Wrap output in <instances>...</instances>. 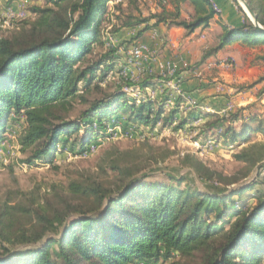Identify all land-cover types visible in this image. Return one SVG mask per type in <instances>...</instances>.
Wrapping results in <instances>:
<instances>
[{"label":"trees","instance_id":"16d2710c","mask_svg":"<svg viewBox=\"0 0 264 264\" xmlns=\"http://www.w3.org/2000/svg\"><path fill=\"white\" fill-rule=\"evenodd\" d=\"M36 1L44 5L32 8L30 22L16 26L11 35L0 34V148L19 119L24 128L18 143L29 165L52 164L57 148L68 142H72L68 152L80 155L120 120L125 128L163 123L178 130L201 119L204 132L221 131L218 136L232 144L264 135L256 116L241 115L246 107L239 108L240 114L232 110L221 114L213 107L202 112L193 105L187 108L188 98L180 95L171 107L169 96L137 103L123 91L134 83L122 76L111 93L87 98L91 90L99 89L97 84L122 70L117 50L106 47L107 35L139 27L135 40L161 23L193 33L216 15L211 0H152L157 12L126 20L116 13L124 3L136 5L139 0ZM245 1L264 27V0ZM232 2L243 13L237 1ZM222 30L216 45L206 48L201 59L186 68L188 72L227 45L264 46V31L245 13L241 26ZM159 79L148 78L138 86L141 91L155 89ZM262 81L264 77L255 84ZM76 104L82 107L71 117ZM241 120L239 132L224 127ZM185 159L183 165L192 167L199 179L215 182L194 156ZM110 169L123 177L114 190L79 182L69 185L74 196L89 203L74 216L46 206L33 210L1 204L0 264H158L175 255L195 254H201L202 264H264V190L256 188L258 183L200 192L188 184L181 187L184 178H170L168 183L130 180L127 167ZM20 216L34 218V224L27 229Z\"/></svg>","mask_w":264,"mask_h":264},{"label":"rangeland","instance_id":"374dc122","mask_svg":"<svg viewBox=\"0 0 264 264\" xmlns=\"http://www.w3.org/2000/svg\"><path fill=\"white\" fill-rule=\"evenodd\" d=\"M11 5L13 2L0 0V18L6 7ZM43 5L41 1L30 0L27 3L26 18L13 22L14 25L10 27H0V34L7 36L17 32L16 26L21 28L25 26L26 22L33 19L32 8ZM155 7L152 0H139L136 5L124 3L121 11L116 14L122 20H126L127 16L147 17L157 12V7ZM110 18L113 22V17ZM126 34L122 35L123 39L119 37L120 42H117L112 35V48L117 50V55L121 58H125L128 49L137 43L133 38L128 37L130 35ZM197 37L199 36L197 35ZM197 37L195 39H198ZM202 42V46L208 43L209 47L216 45V40H211V42L202 40ZM148 56L154 60L156 54L149 49ZM221 56L208 59L192 72H188L186 68L195 64L196 61L193 63H189L187 60L179 62L178 59L172 61L173 69L170 74L159 71L160 62L157 61H143L141 71L132 66H126V68L130 78L137 79L136 83L155 76L171 80V84L179 89V95L190 98L191 104L202 112H209L211 110L208 108L213 107L219 109L221 114L231 110L239 113V108L246 107L247 109L241 115L256 116L261 122V126H264V92L262 91L264 81L255 84L261 77H264V55L259 49L251 54L243 55L246 58L251 57L249 64H247V59H244L237 66L246 75L243 82H235L234 78H229V80L220 77L221 73L232 74L236 66L229 56L222 57L228 58L229 66H220L218 62ZM122 63L123 61H120V64ZM191 73L193 74L189 78L188 74ZM191 78L201 81V83L188 85L187 81ZM118 83L119 76L112 73L108 79L97 84L99 89L91 90L87 98L91 100L103 98L111 93ZM175 87L173 89L163 86L156 95L157 100L169 96L171 99L167 101V106L171 107L174 97L178 95ZM198 87L205 89L194 90ZM146 89L144 88L143 91L145 92ZM161 94H164V97ZM191 104L187 102L186 107L190 108ZM81 107L76 104L71 117H76V113ZM192 111H194L193 114H196L194 109ZM122 122L120 120L118 123L120 131L113 136V139L97 142L95 152L88 156L68 152L72 145V142H68L63 149L61 146L57 148L56 158L52 164L29 165L25 161V155L21 152L18 143V136L24 128V121L22 119L15 121L0 148V205L9 202L11 206L23 205L33 210L38 209L39 206H46L50 211L55 210L64 215L70 212L69 217L70 215L74 216L77 213L76 210L80 208L85 210L86 204L89 203H87L88 200L74 196L69 190V185L72 182H79L114 190L117 185L122 183L123 177H119L116 172L110 169L112 165L127 167L132 173L130 180L140 179L168 183L170 178H184L181 187L188 184L200 192L216 193L222 189L229 190L238 185L254 182L258 183L257 189L264 190V184H260L264 181V135L255 134L248 143L232 144L218 136L221 131L214 129L204 132V121L201 119L191 127L186 126L184 129L178 130H173L174 124L170 126L163 123L156 124L154 127L136 125L125 128ZM225 126H230L239 132L242 120L225 123ZM195 142L197 145L194 144ZM237 155L243 157L239 159L235 157ZM185 156H194L208 168L212 172L215 182L199 179L192 167L183 165V161L186 160ZM230 182L234 183L226 185ZM19 219L27 229L35 221L32 217L20 216ZM6 246L10 247V245ZM201 259V254H195L188 258L175 255L158 264H202Z\"/></svg>","mask_w":264,"mask_h":264},{"label":"crops","instance_id":"0c3cea01","mask_svg":"<svg viewBox=\"0 0 264 264\" xmlns=\"http://www.w3.org/2000/svg\"><path fill=\"white\" fill-rule=\"evenodd\" d=\"M15 1L16 0L13 1V5L16 4ZM211 2L216 7H218L221 12L213 17L207 27L198 28L193 33H188L182 27H173L161 23L147 30L142 36H140L138 39H135L134 42L145 43L148 48L150 47V51L156 54L155 61L160 63L172 62L175 59H178L179 62H184L185 60H187L189 63H193V61L198 62L201 59L203 51L206 48H209L210 45L208 43L202 46V40H209V42H211V40H216L217 43L219 37L223 33L222 26H226L227 28H233L241 26L243 23V14L239 12L232 0H211ZM154 6L156 5L154 4ZM157 10L158 8H156V11ZM151 23L152 21L150 22V24ZM138 30L139 27L122 29L116 35H114V39H116L117 42H120L121 40H119V37L120 39H123L122 35H124L125 33H127L126 35H130L128 37L134 39ZM197 35L199 37H197ZM196 37L198 39H195ZM257 49H259L264 55V46L252 48L245 44L237 42L225 46L224 48L219 50L216 55L210 58H218L219 55H222L220 59L225 56L231 57V59L233 60V62H235L236 65L234 72L228 75L226 73H221L219 75L220 77H224L225 79L234 78L235 82H243L246 79V75L243 74L237 66H239L240 61L244 59H247V64H249V60L251 59V57L248 56L246 58L243 55H245L246 53L251 54ZM117 53L118 52L116 51V54ZM124 59L125 58L120 57L119 62L123 61ZM192 74L193 73L188 74V77L190 78ZM156 77L157 76H155V78ZM187 82L188 85H192L193 83L196 84L198 82L201 83V81H196L192 78L189 79ZM183 84L185 85V83ZM192 87L190 88L192 89ZM204 89L205 88L200 87L194 88V90Z\"/></svg>","mask_w":264,"mask_h":264},{"label":"built area","instance_id":"2783aa9c","mask_svg":"<svg viewBox=\"0 0 264 264\" xmlns=\"http://www.w3.org/2000/svg\"><path fill=\"white\" fill-rule=\"evenodd\" d=\"M30 0H16V4L15 5H11L6 7V9L4 10V13L2 14L1 18H0V27L4 28V27H10L13 24V22H18L21 21L23 19L26 18L27 16V3ZM213 4V3H212ZM213 8L216 12V15H218L221 10L216 7L213 4ZM113 37L112 35H107V40H106V47H112L113 46ZM149 53V48L145 43H136L134 45H132L127 52V55L125 57V59L123 60V63L120 64V67H122V70L120 72H118L116 75L119 77H124L127 79H130V81H132L134 84L131 86H124L123 87V91L126 93L127 97L129 99L135 100L137 103L145 100V99H150V100H156V95L159 91H161L163 86H166L167 88H173L175 86H173L171 84V80H165L160 78L159 82H157L155 89L153 88H147L144 91H141L139 88V82L136 83L137 79H131L130 76L127 73V68L126 66H132L135 69H137L138 71H141V63H143V61H150V62H155V59H151V57L148 56ZM219 65L222 67H227L229 66L230 62L228 60V58H222L219 60ZM151 64V63H150ZM159 71H162V73L166 72L167 74L171 73V70L173 69V63L172 62H166V63H159ZM177 94H180L179 89L177 88V86L175 87ZM178 89V90H177ZM162 95V94H161ZM177 95V96H178ZM192 100L190 98H188V103H192ZM193 105V104H191ZM120 131V127L119 126H113V125H109L106 130H105V137H99L94 143H92L84 153L80 154V155H84V156H88L92 153L95 152L96 150V145L97 142H103V141H107V140H111L113 139V136L117 134V132ZM125 135H127L126 132H124ZM195 145H197V142L194 143Z\"/></svg>","mask_w":264,"mask_h":264},{"label":"water","instance_id":"95a60500","mask_svg":"<svg viewBox=\"0 0 264 264\" xmlns=\"http://www.w3.org/2000/svg\"><path fill=\"white\" fill-rule=\"evenodd\" d=\"M240 7L242 8V10L244 11V13L247 15V17L249 18V20L255 25L257 26L261 31H264V27L260 26L257 23L256 17L253 14V12L251 11V9L249 8L247 2L245 0H236Z\"/></svg>","mask_w":264,"mask_h":264}]
</instances>
